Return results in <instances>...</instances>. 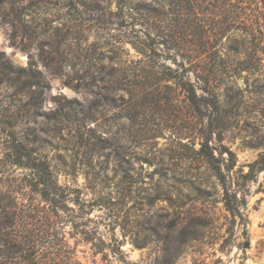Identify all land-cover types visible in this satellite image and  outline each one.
<instances>
[{
  "label": "rangeland",
  "instance_id": "obj_1",
  "mask_svg": "<svg viewBox=\"0 0 264 264\" xmlns=\"http://www.w3.org/2000/svg\"><path fill=\"white\" fill-rule=\"evenodd\" d=\"M171 2L0 0V264H264V169L249 171L264 157V0L179 24ZM226 4L245 18L217 33L211 131L215 96L180 63ZM208 136L241 218L199 152ZM17 141L48 164L53 203L11 163Z\"/></svg>",
  "mask_w": 264,
  "mask_h": 264
},
{
  "label": "trees",
  "instance_id": "obj_2",
  "mask_svg": "<svg viewBox=\"0 0 264 264\" xmlns=\"http://www.w3.org/2000/svg\"><path fill=\"white\" fill-rule=\"evenodd\" d=\"M206 0H176V2H171L174 4V16L175 21L179 24L180 20L183 17V13L186 11L191 12L192 15L195 14L198 10L206 11L208 15H212L214 11H218V6L216 10L215 3L216 0L212 2L208 1L207 5L205 6ZM227 5V4H226ZM220 13L224 15V23L217 26V30L214 29L216 24L209 22L206 24H202L200 26V34H199V49L197 50L194 58L188 55L187 58L184 59L187 66L183 65V62L180 63L184 72L192 71L196 78L202 82V86H200L203 93H211L215 96V100L212 104L208 103V106H211L212 109H215V113L213 119L210 121V128L211 131L218 127L221 121V109L220 103L216 99V95L214 91L209 88L210 82L217 78L219 74L214 69V64L217 59V33L221 36V31L234 28L233 24L237 22L239 18H245V11L241 9L240 12L236 10L237 8L231 7L229 4L227 7L219 8ZM243 14V15H241ZM195 16V15H194ZM193 18L195 19V17ZM251 26V25H250ZM245 30V26L243 28ZM252 32L251 34H253ZM163 43V42H160ZM257 47V46H256ZM253 47L251 48V52L248 54L246 58L241 60H237V64H241L240 70L249 69L250 65H252L253 61H258L260 58L256 55L258 48ZM245 56V54H244ZM197 59V60H196ZM197 61V62H193ZM245 62L247 65L245 66ZM235 73V72H232ZM234 75V74H233ZM189 82H185L183 87L187 93L191 92L194 93L193 88L189 87ZM188 87V88H186ZM194 97V96H193ZM208 138H205L200 145L199 152L205 157L207 163L213 169L215 176L221 182L223 186V196L222 202L224 208L233 216L242 217L241 207L244 205V196L238 197L234 191L229 190L226 185V176L228 171L232 168L231 164L225 165V169L222 170L220 164L217 163L218 159L215 157L213 152V147L208 144ZM11 151V163L21 165L24 168L29 170V185L30 187L39 193L41 198L47 203H53L58 196L59 187L57 186L56 182L53 180V176L51 170L49 169L48 164L44 160H39L35 156L30 149L24 146L21 142H15V145L10 147ZM226 151L229 156H232L233 153L230 150H219L217 153L220 157H222L223 152ZM264 156V153H263ZM250 172L260 171L264 169V157H261L259 160L255 159L250 165ZM226 172V173H224ZM5 227L7 226L6 223L3 224Z\"/></svg>",
  "mask_w": 264,
  "mask_h": 264
}]
</instances>
